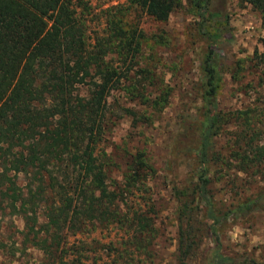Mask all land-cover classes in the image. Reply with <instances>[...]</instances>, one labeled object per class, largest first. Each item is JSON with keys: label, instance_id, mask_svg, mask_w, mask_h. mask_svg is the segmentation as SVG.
I'll return each instance as SVG.
<instances>
[{"label": "trees", "instance_id": "1", "mask_svg": "<svg viewBox=\"0 0 264 264\" xmlns=\"http://www.w3.org/2000/svg\"><path fill=\"white\" fill-rule=\"evenodd\" d=\"M241 1L258 11L264 28V0ZM213 3L125 0L104 10L106 27L90 37L77 12L83 0H0V214L23 218V238L44 252L40 264H98L100 248L114 256V264H152L159 231L147 181L155 169L145 149L125 148L117 180L111 174L117 163L100 144L120 116L110 101L115 89L132 104L117 102L134 125H149L164 111L171 88L157 81L143 57L137 17L140 11L165 21L183 6L197 17L203 46L200 105L194 117L180 116L168 145L166 179L177 203L176 264H264L226 253L222 241L230 218L264 209V187L228 205H218L213 190L219 167L230 176L264 178V143L255 140L263 110L247 107L227 115L220 109V46L229 29L228 15ZM228 122L235 126L232 143L221 154L214 138ZM110 226L124 230L126 239L118 245L69 241Z\"/></svg>", "mask_w": 264, "mask_h": 264}, {"label": "rangeland", "instance_id": "2", "mask_svg": "<svg viewBox=\"0 0 264 264\" xmlns=\"http://www.w3.org/2000/svg\"><path fill=\"white\" fill-rule=\"evenodd\" d=\"M124 2L125 0H83V4L78 5L77 12L87 25L88 35L93 37L96 33H102L106 27L104 10ZM213 5L228 15L229 29V34L220 46L225 62L218 96L220 109L227 115H231L235 109L247 107L263 110L259 116L261 122L257 124L261 132L255 136V140L258 139L263 144L264 28L261 26L260 14L241 0H214ZM127 14V19L132 20L134 11ZM138 14L139 26L144 33L143 57L154 66L158 74L157 81H162L161 84L171 88L169 102L153 122L137 126L118 105L132 104H128L127 99L121 96V88L115 89L110 101L120 116L110 124L105 142L100 147L114 157L117 164L112 166L111 174L117 180L123 169L121 158H126L125 148L132 152L136 148L147 151L149 161L155 169L151 179L147 181V189L153 204L152 215L159 231L152 264H176L177 203L166 179L168 145L177 134L180 116L194 117L200 105L198 64L203 40L197 28L198 19L188 6L177 9L165 21L154 20L140 11ZM234 127L232 122H228L214 138L221 154L229 151ZM215 173L213 190L218 205H228L236 198L256 194L264 187V178L259 173L250 175L239 172L230 176L220 167ZM19 181L25 183L26 178L20 175ZM132 202L141 203L144 207L142 200L137 197ZM23 228L21 216L0 214V264H40L45 260L44 252L23 238ZM126 237L124 230L110 226L109 229H96L83 236H69V241L80 238L90 241L93 238L101 244L118 245ZM222 241L226 253L243 254L264 262V209L230 218L222 229ZM103 251L101 248L97 251V255H101L98 264H114V256L111 254L107 257Z\"/></svg>", "mask_w": 264, "mask_h": 264}]
</instances>
